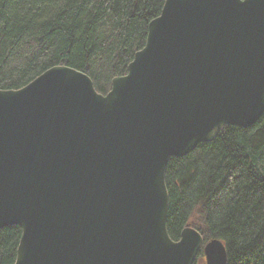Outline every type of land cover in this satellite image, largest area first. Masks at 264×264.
<instances>
[{
    "label": "water",
    "instance_id": "95a60500",
    "mask_svg": "<svg viewBox=\"0 0 264 264\" xmlns=\"http://www.w3.org/2000/svg\"><path fill=\"white\" fill-rule=\"evenodd\" d=\"M264 111V0H164L126 73L98 93L71 67L0 89V228L12 264H225L218 239L168 235L165 170Z\"/></svg>",
    "mask_w": 264,
    "mask_h": 264
},
{
    "label": "trees",
    "instance_id": "16d2710c",
    "mask_svg": "<svg viewBox=\"0 0 264 264\" xmlns=\"http://www.w3.org/2000/svg\"><path fill=\"white\" fill-rule=\"evenodd\" d=\"M164 0H0V89H18L65 65L105 94L143 47ZM166 229L191 225L203 244L225 246V264H264V111L247 127L223 126L165 170ZM21 236L0 228V264H12ZM201 252V251H200ZM197 264V262H196Z\"/></svg>",
    "mask_w": 264,
    "mask_h": 264
},
{
    "label": "rangeland",
    "instance_id": "374dc122",
    "mask_svg": "<svg viewBox=\"0 0 264 264\" xmlns=\"http://www.w3.org/2000/svg\"><path fill=\"white\" fill-rule=\"evenodd\" d=\"M188 226H191V225H188ZM196 262H197V264H205V259H204V255H203L202 251L199 252V255H198L197 259H196ZM196 262H195V264H196Z\"/></svg>",
    "mask_w": 264,
    "mask_h": 264
}]
</instances>
